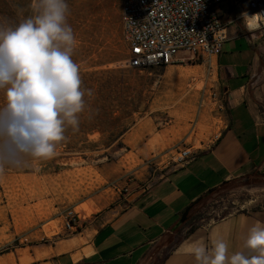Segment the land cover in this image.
Masks as SVG:
<instances>
[{
  "label": "rangeland",
  "instance_id": "rangeland-1",
  "mask_svg": "<svg viewBox=\"0 0 264 264\" xmlns=\"http://www.w3.org/2000/svg\"><path fill=\"white\" fill-rule=\"evenodd\" d=\"M29 3L0 0V18L18 24L30 15ZM67 3L77 40L72 59L80 66L82 87L93 94L85 97L78 131L68 129L52 159L0 172V264H14L15 253L21 254V264H32L33 248L43 253L68 236L69 211L78 216L73 234L104 211L124 206L137 189L152 185L179 151L195 153L211 143L223 124L215 58L210 62L182 53L171 65L130 69L119 0ZM180 89L192 96L186 106L172 101ZM262 208L264 177L231 180L196 206L189 222L157 245L152 261L144 264H158L200 224Z\"/></svg>",
  "mask_w": 264,
  "mask_h": 264
},
{
  "label": "crops",
  "instance_id": "crops-1",
  "mask_svg": "<svg viewBox=\"0 0 264 264\" xmlns=\"http://www.w3.org/2000/svg\"><path fill=\"white\" fill-rule=\"evenodd\" d=\"M227 31L229 38L215 58L224 101L223 124L211 143L203 144L189 162L165 166L152 185L134 191L124 206L104 211L89 226L43 253L33 248L29 252L32 264L151 262L155 247L175 236L172 228L191 203L224 182L253 174L264 177V37L246 31L239 21L229 24ZM258 222L264 224V208L200 224L159 264H197L184 246L198 240L211 248L212 239H223L228 257L237 252L251 255L245 242L249 229ZM14 264H21V254L15 253Z\"/></svg>",
  "mask_w": 264,
  "mask_h": 264
},
{
  "label": "clouds",
  "instance_id": "clouds-1",
  "mask_svg": "<svg viewBox=\"0 0 264 264\" xmlns=\"http://www.w3.org/2000/svg\"><path fill=\"white\" fill-rule=\"evenodd\" d=\"M28 9L18 24L0 18V172L52 159L68 129L78 131L85 97L93 94L82 87L80 66L72 59L77 40L67 0H30ZM242 17L252 31L264 13ZM211 245L198 240L184 247L197 264H264V224L249 229L245 248L251 255L228 257L223 239Z\"/></svg>",
  "mask_w": 264,
  "mask_h": 264
},
{
  "label": "built area",
  "instance_id": "built-area-1",
  "mask_svg": "<svg viewBox=\"0 0 264 264\" xmlns=\"http://www.w3.org/2000/svg\"><path fill=\"white\" fill-rule=\"evenodd\" d=\"M119 10L130 69L171 65L182 53L211 62L229 38L227 26L237 21L246 31L264 37V20L258 29L249 31L242 17V13H264V0H119ZM193 158L190 149H183L172 163L184 164ZM77 217L67 213L68 235Z\"/></svg>",
  "mask_w": 264,
  "mask_h": 264
},
{
  "label": "trees",
  "instance_id": "trees-1",
  "mask_svg": "<svg viewBox=\"0 0 264 264\" xmlns=\"http://www.w3.org/2000/svg\"><path fill=\"white\" fill-rule=\"evenodd\" d=\"M230 181H228V182H224L220 187H217V188H214V189H212V190H210V191H208L206 194H204L202 197H200V198H198L196 201H194L193 203H191L193 206H192V209H191V211H190V213H189V215H188V218H187V220H186V222L184 223V225L185 224H187L188 222H189V220L191 219V213H192V211L194 210V208L196 207V206H198L203 200H205L206 198H208L209 196H211L213 193H215L216 191H219L223 186H225L226 184H228ZM183 225V226H184ZM182 226V227H183ZM182 227H180V228H178L177 230H175L174 231V233H176V232H178L179 230H181L182 229ZM194 229H192L190 232H192ZM160 263V262H159ZM158 263V264H159Z\"/></svg>",
  "mask_w": 264,
  "mask_h": 264
},
{
  "label": "bare ground",
  "instance_id": "bare-ground-1",
  "mask_svg": "<svg viewBox=\"0 0 264 264\" xmlns=\"http://www.w3.org/2000/svg\"><path fill=\"white\" fill-rule=\"evenodd\" d=\"M172 71L175 72V70H172ZM178 92H180V94H178L177 97H180V98H178V101L177 102H178V104L180 106H184L189 101L191 102V100H190L191 96L188 93V91H185V89H180ZM177 97L176 98H173L172 101L177 100ZM47 229L50 230L49 226L47 227Z\"/></svg>",
  "mask_w": 264,
  "mask_h": 264
},
{
  "label": "water",
  "instance_id": "water-1",
  "mask_svg": "<svg viewBox=\"0 0 264 264\" xmlns=\"http://www.w3.org/2000/svg\"><path fill=\"white\" fill-rule=\"evenodd\" d=\"M238 1V0H237ZM192 204H190L181 214L180 218L178 219V221L176 222V224L174 225V227L172 228V232H174L175 230H177L178 228L182 227L184 225V223L186 222L188 215L192 209Z\"/></svg>",
  "mask_w": 264,
  "mask_h": 264
}]
</instances>
